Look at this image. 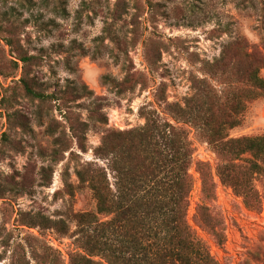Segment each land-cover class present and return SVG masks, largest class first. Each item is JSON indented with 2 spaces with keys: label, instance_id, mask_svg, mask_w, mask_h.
<instances>
[{
  "label": "rangeland",
  "instance_id": "obj_1",
  "mask_svg": "<svg viewBox=\"0 0 264 264\" xmlns=\"http://www.w3.org/2000/svg\"><path fill=\"white\" fill-rule=\"evenodd\" d=\"M255 50L264 55V0H0V264H70L87 253L73 215L95 213L96 202L76 173L104 172L112 188L97 149L110 133L143 127L147 112L187 134V221L216 264H264V179L252 209L216 176L202 127L211 109L216 122L236 121L229 138L264 136V95L241 74ZM22 79L46 97L26 96ZM188 100L197 124L166 108ZM197 163L213 175L220 245L195 218Z\"/></svg>",
  "mask_w": 264,
  "mask_h": 264
},
{
  "label": "trees",
  "instance_id": "obj_2",
  "mask_svg": "<svg viewBox=\"0 0 264 264\" xmlns=\"http://www.w3.org/2000/svg\"><path fill=\"white\" fill-rule=\"evenodd\" d=\"M238 47L247 49L248 44L240 41ZM245 57L248 65L241 74L251 82L256 96H263L264 80L258 77V70L264 64V55L255 50L246 52ZM21 84L26 96L38 100L46 97L32 90L24 79ZM189 100L185 108L178 105L166 108L176 118L187 117L194 124L200 114H208L202 118L203 136L218 157L216 176L241 195L248 207L256 208L261 195L255 183L264 179V136L229 138L226 132L237 124L232 117L216 122L211 118L214 114L211 109L197 115L192 112ZM142 116L143 127L110 133L97 149L98 154L108 157L114 180L112 188L104 172L99 176L76 173L79 182L87 183L91 190L96 212L73 215L87 253H73L70 264H216L207 245L187 221L192 191L188 170L193 150L186 132L162 121L155 112ZM114 138L119 140L116 145L112 144ZM196 171L202 201L195 208V218L220 245L223 225L213 204V175L203 163H197ZM98 215H110V219L100 221ZM54 224L62 232L63 222ZM93 256L104 261H96Z\"/></svg>",
  "mask_w": 264,
  "mask_h": 264
}]
</instances>
